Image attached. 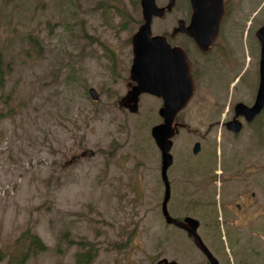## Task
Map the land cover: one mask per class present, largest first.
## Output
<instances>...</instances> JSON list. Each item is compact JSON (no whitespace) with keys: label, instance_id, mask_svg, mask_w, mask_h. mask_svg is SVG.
I'll use <instances>...</instances> for the list:
<instances>
[{"label":"rangeland","instance_id":"374dc122","mask_svg":"<svg viewBox=\"0 0 264 264\" xmlns=\"http://www.w3.org/2000/svg\"><path fill=\"white\" fill-rule=\"evenodd\" d=\"M156 1L162 6L169 0ZM179 1L175 16L184 18L190 12L186 0ZM142 19L139 0H0L6 78L0 89V264L12 255L19 256L18 264H75L84 249L94 255L91 264L206 262L187 233L168 225L162 213L161 154L151 135L162 121V100L142 95L136 114L118 106L130 88L132 37ZM173 24L168 17L156 19L153 33L164 34ZM262 25L264 0L232 3L225 27L230 54L226 61L211 62L209 86L197 91L182 114L191 129H206L211 112L201 102L222 104L220 121L226 104L254 102L260 60L256 32ZM90 88L99 100L92 99ZM246 135L234 142L244 146ZM220 137L202 139L197 156L198 136L184 131L175 140L185 149L173 151L169 176L176 183L169 210L199 219V233L223 264H264V171L258 191L250 172L242 174L245 181L230 184L242 186L237 191L258 192L261 216L221 199L219 192H227L208 184L211 170L201 169L211 164V152H219L214 146L222 144ZM87 148L96 155L65 166ZM226 151L219 156L222 167L237 172ZM196 182L203 185L199 190ZM218 212L232 219L213 221ZM26 233L38 235L47 249H31Z\"/></svg>","mask_w":264,"mask_h":264},{"label":"water","instance_id":"95a60500","mask_svg":"<svg viewBox=\"0 0 264 264\" xmlns=\"http://www.w3.org/2000/svg\"><path fill=\"white\" fill-rule=\"evenodd\" d=\"M145 23L133 37L134 63L131 70V79L135 86L124 97L120 105L129 107L136 111L139 96L142 93H151L165 99V105L160 109V114L165 118L162 124L152 129V134L162 152V176L165 181V196L163 200V212L169 223L187 230L193 236L200 249L208 256L210 264H219L197 233L199 221L188 217L184 221L172 217L167 209L170 200L171 190L167 171L172 164L171 138L175 135L173 126L177 113L186 106L194 94V82L190 74V62L186 52L182 48L171 49L166 39L161 35H152L151 23L155 15L162 16L164 8L158 7L156 0H141ZM193 8L192 21L190 26L182 28L186 33L195 39L199 47L208 50L219 33L220 24L225 14L224 0H191ZM173 1L168 6L171 8ZM262 44L260 61V86L255 104L248 107L243 103L237 105L240 114H244L248 120L254 118L264 107V26L257 32ZM91 95L98 99V93L91 89ZM236 131L240 130V123L237 121L229 124ZM199 144H196L194 152L199 151ZM93 150L82 152L81 156H93ZM74 156L66 165L76 161ZM158 264H178L175 261L161 259Z\"/></svg>","mask_w":264,"mask_h":264},{"label":"flooded vegetation","instance_id":"af4514ba","mask_svg":"<svg viewBox=\"0 0 264 264\" xmlns=\"http://www.w3.org/2000/svg\"><path fill=\"white\" fill-rule=\"evenodd\" d=\"M190 2V1H189ZM180 1L175 0L174 6L166 11L164 14L163 18H170L172 21L175 22V25H170L168 30L164 32L163 35L166 36L167 42L170 44L171 47H183L190 58L191 62V73L193 76V79L195 81V88L196 92L201 89V88H207L209 86V78L207 76V72L210 70V64L213 62V60L216 62L217 59L221 58L226 61V57L228 54H230V45L227 46L229 39H227V35L225 34V29L221 28L222 30L220 31L219 38L215 41V43L211 46L210 50L207 52H202L197 45L195 44L194 40L190 38L188 35L183 33L182 31H178L179 23L181 21H185L186 24L188 25L190 22L191 18V13H186V17H177L175 16V12L178 9ZM227 3V8L231 6L232 2L231 0H226ZM186 10L189 11L191 10V7L186 3ZM167 5V4H166ZM231 10V8H230ZM161 18V19H163ZM156 19V18H155ZM159 19V18H157ZM222 27V26H221ZM195 53V55H194ZM200 105L203 106H214V108L211 109L212 114L211 118L207 119L204 123L206 126V129L203 132L204 126L201 125L200 127H196L194 129H191L188 124H186L185 119L180 116V114L177 116L176 121L183 125L180 128V132L185 129L189 134H193L195 136H198L199 138L195 141L200 142V150L196 156L202 153L204 149V145L202 144V139H205L208 135L215 134L217 135V132L221 130V137L219 141H222V144L219 145V152L215 150L214 146V151L215 155L212 154V162L211 164L204 165L201 169L204 170H211L210 173H208V184L213 181L217 185V189H225L227 192L226 196H223L224 193L219 192V197L224 198V199H229L230 201H233L237 210L243 211V210H248L250 209L252 212H257L258 216H261L262 210L257 205L256 203L259 202V199L257 198V188L261 186V183L263 182L262 176H260L263 173V168L261 167V162H262V156L260 153V145L262 144L261 142H264V136H262V128L261 124L262 121L260 119L255 118L254 120L248 122L244 117H240V121L242 122V128L240 132L234 133L230 130L227 129V122L234 119L236 116V108L234 106H229L228 107V113L225 115V119H223V122H220V120L216 119L218 116L220 117L222 115L221 107L223 106L222 104L218 103H209V104H204L200 103ZM252 105V104H249ZM217 107V108H216ZM186 125H185V124ZM263 125V124H262ZM245 133L247 134V140L244 141V146L241 143H235L236 139H239L240 137L244 136ZM226 134L227 137L225 138L223 135ZM262 136V139L260 137ZM222 137L225 138V140L222 139ZM217 142V141H215ZM194 143V144H195ZM174 148V146H173ZM223 148H226V153L228 155H232L231 157H228V159L234 163V161L237 162V166L234 168L237 169V172H234L231 170L230 167H225L221 165V157L219 156L222 153ZM176 162V158L173 160V166ZM213 163H215V166H211ZM220 163V164H219ZM172 166V167H173ZM172 169V168H171ZM221 173L220 175L216 176V173ZM227 172V173H226ZM245 172H250L251 173V185H255L256 190H253L251 194L248 192L247 189H243L240 191H237L238 188L242 186H238L236 182L243 180L245 181V178L242 176L243 173ZM226 173V174H225ZM225 174V175H224ZM170 178V176H169ZM171 185L176 183L175 180L170 179ZM235 182L234 186H230L232 182ZM197 190H199L203 186L202 183L196 182L194 183ZM264 184H262L263 186ZM244 187V185H243ZM231 212H236L234 209L230 210ZM186 216H177L179 218H185ZM232 219L231 215L226 214L225 217L223 215H218L213 217V221L218 222L220 221H225V220H230ZM248 219L253 220V216H249ZM189 240L194 243V240L189 237ZM200 251V250H199ZM201 252V251H200ZM214 253V252H213ZM215 254V253H214ZM216 255V254H215ZM204 260H206L205 263L201 264H207L209 263L207 256L201 252V255ZM201 257V258H202ZM220 264H223L222 261L219 259Z\"/></svg>","mask_w":264,"mask_h":264},{"label":"trees","instance_id":"16d2710c","mask_svg":"<svg viewBox=\"0 0 264 264\" xmlns=\"http://www.w3.org/2000/svg\"><path fill=\"white\" fill-rule=\"evenodd\" d=\"M4 68H3V61L0 58V89L4 86L5 84V72H4ZM29 235V233H26L24 236L29 238L30 241V247L31 249H33L34 251H43L46 250V244L42 241V239L36 235V234H32ZM82 245H85L84 243H82ZM27 255H29V252L26 253ZM27 255L22 257V261L24 262L25 257H27ZM93 253L91 252V250H82L80 252L77 253L76 255V262L75 264H91L93 261ZM20 258L18 255H12L11 259H9L7 261L6 264H18L16 261H18ZM3 254L0 256V262H3Z\"/></svg>","mask_w":264,"mask_h":264}]
</instances>
